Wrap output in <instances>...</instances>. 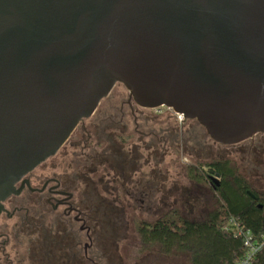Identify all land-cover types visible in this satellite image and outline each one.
Wrapping results in <instances>:
<instances>
[{
  "label": "water",
  "instance_id": "water-1",
  "mask_svg": "<svg viewBox=\"0 0 264 264\" xmlns=\"http://www.w3.org/2000/svg\"><path fill=\"white\" fill-rule=\"evenodd\" d=\"M117 83L218 144L264 134V0H0V208Z\"/></svg>",
  "mask_w": 264,
  "mask_h": 264
},
{
  "label": "rangeland",
  "instance_id": "rangeland-1",
  "mask_svg": "<svg viewBox=\"0 0 264 264\" xmlns=\"http://www.w3.org/2000/svg\"><path fill=\"white\" fill-rule=\"evenodd\" d=\"M128 100V90L117 83L95 114L80 124L68 142L41 167L58 163L61 166L56 172H61L67 165L69 175L74 178L77 173L76 197L81 208L89 211L94 203L90 197L99 196L109 210L113 228L104 229L103 239L98 241H103L100 264H190L187 253L166 254L156 246L143 248L138 223L153 222L174 212L188 220L201 221L219 208L215 183L193 177L202 174V166L213 160H228L249 182L251 191L264 194V135L232 146L218 144L196 120L180 118L165 106L146 109ZM85 140L86 148L82 145ZM110 142L135 161L133 168L137 171L131 172L129 166L126 179L115 175L108 164L98 163L109 157L106 148ZM93 168L99 170L96 175L89 173ZM79 175L86 184L79 182ZM217 178L220 182L221 178ZM89 214V223L96 226L95 212ZM67 227L69 240L80 243L78 249L83 251L90 243L80 224L69 217ZM89 248L94 250L95 243Z\"/></svg>",
  "mask_w": 264,
  "mask_h": 264
},
{
  "label": "flooded vegetation",
  "instance_id": "flooded-vegetation-1",
  "mask_svg": "<svg viewBox=\"0 0 264 264\" xmlns=\"http://www.w3.org/2000/svg\"><path fill=\"white\" fill-rule=\"evenodd\" d=\"M132 101L134 102L129 97L128 103L131 104ZM82 145L86 148L87 140L82 142ZM123 156L126 155L117 153L112 157V172L121 178H125L129 173L127 171L129 166H132L131 172L136 170L133 168L135 161ZM43 163L17 183V187L23 185L19 194L11 195L2 203L0 264H100L103 241H98L103 239V219L105 215L111 216L107 213L109 210L103 207L100 197L96 196L90 197L94 202L92 208L84 211L76 197V190L79 189L77 173L73 178L67 172V165L62 167L61 172H56L61 165L57 163L41 167ZM37 169H40V172H37ZM206 180H212L217 191L221 187L220 182L217 186L213 180V174H209ZM252 198L254 202L259 203L257 196L252 195ZM92 211L97 217L96 226L89 223L92 220V214L89 213ZM69 217L80 224V230L85 232L90 243L86 244L83 251L78 249L80 243L69 240L71 238L67 227ZM94 243V250H90L89 247L92 248Z\"/></svg>",
  "mask_w": 264,
  "mask_h": 264
},
{
  "label": "trees",
  "instance_id": "trees-1",
  "mask_svg": "<svg viewBox=\"0 0 264 264\" xmlns=\"http://www.w3.org/2000/svg\"><path fill=\"white\" fill-rule=\"evenodd\" d=\"M110 145L106 148L110 151L106 150L109 157L98 163L108 164L112 171L110 157L124 154L113 143L110 142ZM98 171V168H93L89 173L96 175ZM202 171V174H194L193 177L206 180L209 174H219L220 207L201 221L188 220L177 212L161 216L153 222L140 221L137 231L141 244L143 248L159 247L166 254L187 253L190 264H236L246 250L243 240L231 228V219L235 218L255 234L264 233V194L251 191L249 182L237 173L228 160L210 161L202 166ZM79 178V182L87 183L82 175ZM252 195L257 196L259 203L253 201ZM108 227L113 228L112 217L105 215L103 228ZM252 264H264V248Z\"/></svg>",
  "mask_w": 264,
  "mask_h": 264
},
{
  "label": "built area",
  "instance_id": "built-area-1",
  "mask_svg": "<svg viewBox=\"0 0 264 264\" xmlns=\"http://www.w3.org/2000/svg\"><path fill=\"white\" fill-rule=\"evenodd\" d=\"M180 118L182 115L178 114ZM231 228L235 235L243 240L245 254L236 264H252L257 254L264 248V233L255 234L235 218L231 219Z\"/></svg>",
  "mask_w": 264,
  "mask_h": 264
}]
</instances>
